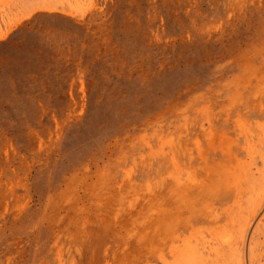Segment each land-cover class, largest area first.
I'll list each match as a JSON object with an SVG mask.
<instances>
[{
    "label": "rangeland",
    "instance_id": "1",
    "mask_svg": "<svg viewBox=\"0 0 264 264\" xmlns=\"http://www.w3.org/2000/svg\"><path fill=\"white\" fill-rule=\"evenodd\" d=\"M2 73L0 264H264V0H0Z\"/></svg>",
    "mask_w": 264,
    "mask_h": 264
},
{
    "label": "trees",
    "instance_id": "2",
    "mask_svg": "<svg viewBox=\"0 0 264 264\" xmlns=\"http://www.w3.org/2000/svg\"><path fill=\"white\" fill-rule=\"evenodd\" d=\"M36 19L37 17H34L33 19H31L30 21H28L27 23H25L22 27H20L16 32H15V36H18L19 34V38H22L24 35L30 33V32H33L34 29L35 30V34H34V37L36 38V36L38 38H40L42 40L41 42V45H42V48L39 49L36 45L37 43H33V47L35 49H37V51L35 52L36 55L40 56L41 54H43L44 52H48L46 55H48L50 57V53H54L53 51V48H54V45H53V42H52V36L50 35V32L48 33L46 30H39L38 28H36ZM74 21V26L77 27L76 29L77 30H82L81 31V34L82 36L84 37V40H88V41H91V42H96V41H102L104 39V37H106V35L102 32H99V31H90L89 30V27L87 26L86 23L84 22H76ZM67 34L69 35V43L73 42V40H75L76 36L74 34V32H67ZM12 38V37H11ZM78 41L81 43L82 41L78 39ZM52 42V43H51ZM80 43H79V50H83V51H86L87 50V47H88V44L86 46H80ZM90 43V42H89ZM34 57V55H32ZM21 70H23L22 72V77H23V80L24 81V84L25 86H29V84L31 85V83H33L32 85L38 83V81L41 79V78H44L45 76L50 75L51 76V79H53V77H55V70H49L45 67H42L40 68L38 71H36L34 68H25V67H21L19 68ZM158 72V71H156ZM18 74V73H17ZM15 75V76H11L12 79L10 80L4 73L0 74V85L2 84H5V81L7 79L10 80V87L13 89L14 87V84L15 85H19V74L18 75ZM21 80V79H20ZM19 89V88H18Z\"/></svg>",
    "mask_w": 264,
    "mask_h": 264
}]
</instances>
